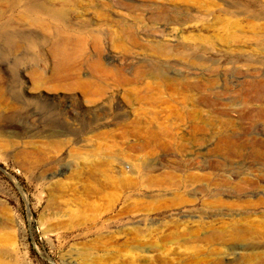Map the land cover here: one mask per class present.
<instances>
[{
	"label": "rangeland",
	"instance_id": "obj_1",
	"mask_svg": "<svg viewBox=\"0 0 264 264\" xmlns=\"http://www.w3.org/2000/svg\"><path fill=\"white\" fill-rule=\"evenodd\" d=\"M0 37V264H264V0H0Z\"/></svg>",
	"mask_w": 264,
	"mask_h": 264
},
{
	"label": "bare ground",
	"instance_id": "obj_2",
	"mask_svg": "<svg viewBox=\"0 0 264 264\" xmlns=\"http://www.w3.org/2000/svg\"><path fill=\"white\" fill-rule=\"evenodd\" d=\"M41 10L40 11L41 13L44 14V17H47L54 22L64 21L65 15L63 11L55 10L54 7H51L50 9H47V10H44V9H41ZM37 25H39L46 32L50 31V28L43 22H38ZM57 35L60 36V35H63V33L59 31ZM22 39L23 38L18 37V36L2 37V40L7 41V42L12 41L14 42L16 46H18L23 41ZM27 40H29L28 41L29 43H32V40L30 38H27ZM79 45L81 47L82 44L79 43ZM49 46H50V58H51V62L53 63L52 67L54 70L52 71L54 72L53 78L56 77L57 79H62V78L68 77L71 73H74L76 71V67L74 66L73 62L76 57H72L67 47V44L63 42L61 43L53 39L52 43ZM96 66H98L97 67V70H98L100 68V65L96 64ZM38 79L37 80L34 79L35 80L34 82H36V84L37 82H40V79L39 81ZM73 79L75 82V87H77L78 89L85 90L88 88L86 82L82 80L80 77H74ZM236 236L238 235H234V237ZM237 238H239V236ZM240 238L242 239L243 236H240Z\"/></svg>",
	"mask_w": 264,
	"mask_h": 264
}]
</instances>
